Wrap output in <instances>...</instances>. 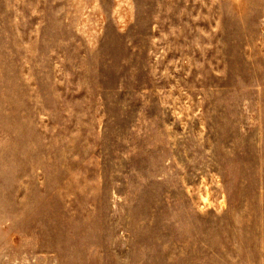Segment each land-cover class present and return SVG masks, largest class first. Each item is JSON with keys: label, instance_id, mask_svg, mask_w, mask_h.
<instances>
[{"label": "rangeland", "instance_id": "374dc122", "mask_svg": "<svg viewBox=\"0 0 264 264\" xmlns=\"http://www.w3.org/2000/svg\"><path fill=\"white\" fill-rule=\"evenodd\" d=\"M0 264H264V0H0Z\"/></svg>", "mask_w": 264, "mask_h": 264}]
</instances>
